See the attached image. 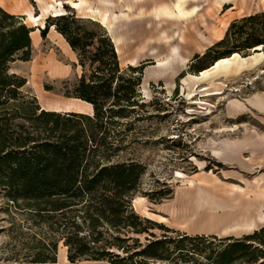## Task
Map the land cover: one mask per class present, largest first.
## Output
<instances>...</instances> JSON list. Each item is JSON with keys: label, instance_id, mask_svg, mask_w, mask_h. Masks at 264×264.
Wrapping results in <instances>:
<instances>
[{"label": "rangeland", "instance_id": "rangeland-1", "mask_svg": "<svg viewBox=\"0 0 264 264\" xmlns=\"http://www.w3.org/2000/svg\"><path fill=\"white\" fill-rule=\"evenodd\" d=\"M83 1L75 9L63 4L57 10L72 12L88 30L102 29L122 73L140 75L129 117H112L119 131L129 121L127 138L113 159L143 166L129 201L131 209L140 217L161 221L157 224L163 227L149 229L158 237H238L249 231L253 222H246L241 213L247 209L244 198L264 191L257 180L245 192L258 174H264V46L227 56L202 72L190 64L195 54L221 38L232 19L264 9V0ZM27 2L30 10L14 15L32 31L30 55L9 63L8 71L25 79L21 90L40 108L91 114V105L71 96L80 74L89 71L79 65L77 53L51 25L54 19L48 5L53 0ZM0 7L9 12V5ZM103 15L108 18L105 22ZM34 16L40 19L33 20ZM128 66L135 68L128 70ZM249 146L255 159L250 158ZM209 185L228 191L215 189L208 194L203 187ZM19 207L6 201L0 190V264H108L86 259L71 263L58 236L55 263L31 262L40 251L38 239L45 227L34 224L27 210ZM259 216L264 220V208ZM135 236L142 243L144 236L152 238L148 232ZM204 245L198 247L206 252L209 247ZM186 257L180 256L176 264L208 262L203 255Z\"/></svg>", "mask_w": 264, "mask_h": 264}, {"label": "trees", "instance_id": "trees-1", "mask_svg": "<svg viewBox=\"0 0 264 264\" xmlns=\"http://www.w3.org/2000/svg\"><path fill=\"white\" fill-rule=\"evenodd\" d=\"M51 17L55 31L77 53L79 65L87 66L89 73L80 74L71 96L91 105V114L40 108L21 90L25 79L9 72V63L29 58L32 31L0 7V190L6 201L22 206L34 224L45 227L31 262L55 263L58 236L71 263L176 264L180 256L192 259L197 254L206 264H264V223L238 237H158L149 231L163 226L140 217L129 205L143 166L113 159L127 138L129 121L119 131L112 117H129L140 75L122 73L102 29L88 30L72 12ZM45 30L44 23L40 34ZM258 46H264V9L232 19L221 38L195 54L190 66L202 72ZM147 232L152 238L139 242L135 235ZM204 243L206 252L198 247Z\"/></svg>", "mask_w": 264, "mask_h": 264}, {"label": "crops", "instance_id": "crops-1", "mask_svg": "<svg viewBox=\"0 0 264 264\" xmlns=\"http://www.w3.org/2000/svg\"><path fill=\"white\" fill-rule=\"evenodd\" d=\"M33 1H36V0H33ZM3 5H9L10 8L7 10L13 14H25L26 11L30 10L28 7L29 4H28L27 0H0V6H3ZM60 110L61 111H76V110H69V109H60ZM251 150H252V147L250 148V146H249L250 158L255 159V155ZM236 151H237V152H235L236 154L240 153L238 150H236ZM227 153H228V151L226 150L224 152V155L226 156ZM231 159L232 158H230L229 160H231ZM229 160H222V161H229ZM240 164H242V163H240ZM257 180H261L263 185H264V174L263 173L258 174L257 179L253 182H250L246 186L245 192H248L250 190L251 185L254 182H256ZM203 189L208 191L207 192L208 194H211L215 189H218L220 191H228L226 188L215 186V185L204 186ZM262 189L264 190V186L262 187ZM244 200L246 203L243 204V206H246L247 209L243 210V212H241V213L243 214V216H246V222H248V221L253 222V226H252V228L248 229L249 231L242 232L241 234L250 233L252 230L259 228V226H258L259 224L261 226L264 223V220L260 221V216H259V213H261V211L264 208V191H262V193L260 195H256V196H252V197L248 196V197L244 198ZM157 222H161V221H157ZM213 234H216V233H213ZM216 235H218V234H216ZM226 235H234V234H226Z\"/></svg>", "mask_w": 264, "mask_h": 264}, {"label": "bare ground", "instance_id": "bare-ground-1", "mask_svg": "<svg viewBox=\"0 0 264 264\" xmlns=\"http://www.w3.org/2000/svg\"><path fill=\"white\" fill-rule=\"evenodd\" d=\"M83 2H84L83 0H77V1H72V0L57 1V0H53V4H49L48 5V9L52 10V13H53L52 16H54V15H57V14H62V13H60L59 10H57V7H61V6H63V4L70 5L72 8L75 9V8L79 7V5L83 4ZM173 11L176 13L177 17L180 18V13L177 12V11H175L174 8H173ZM32 19L38 21L40 18H36V16H34V17H32ZM107 19H108L107 16L106 15H103L102 21L105 22V21H107ZM254 59L256 61V57H254ZM220 61H223V60H220ZM220 61L216 62V64H218Z\"/></svg>", "mask_w": 264, "mask_h": 264}, {"label": "water", "instance_id": "water-1", "mask_svg": "<svg viewBox=\"0 0 264 264\" xmlns=\"http://www.w3.org/2000/svg\"><path fill=\"white\" fill-rule=\"evenodd\" d=\"M257 49H258V48H253V49H250V51H251V50H257Z\"/></svg>", "mask_w": 264, "mask_h": 264}]
</instances>
